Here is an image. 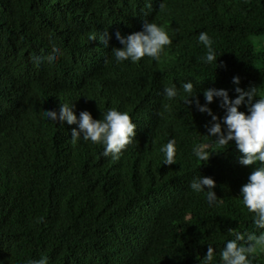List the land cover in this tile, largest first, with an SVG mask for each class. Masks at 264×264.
<instances>
[{"label": "trees", "instance_id": "obj_1", "mask_svg": "<svg viewBox=\"0 0 264 264\" xmlns=\"http://www.w3.org/2000/svg\"><path fill=\"white\" fill-rule=\"evenodd\" d=\"M143 20L165 27L172 45L159 61L117 64L115 33ZM201 31L214 40L217 68L200 59ZM53 43L59 61L37 64ZM237 75L264 93V0H0V264L44 255L48 264H202L209 244L219 262L229 228L258 234L240 195L252 166L234 143L207 136V113L164 95L192 80L201 104L208 87L234 98ZM219 99L209 103L218 117ZM61 103L95 119L126 111L136 136L118 160L105 157L101 145L73 142L76 124L46 118ZM173 137L177 162L163 164L160 148ZM199 143L213 151L206 163L192 154ZM198 175L216 181L215 205L190 189ZM258 248L253 264H264Z\"/></svg>", "mask_w": 264, "mask_h": 264}, {"label": "clouds", "instance_id": "obj_2", "mask_svg": "<svg viewBox=\"0 0 264 264\" xmlns=\"http://www.w3.org/2000/svg\"><path fill=\"white\" fill-rule=\"evenodd\" d=\"M150 6V5H149ZM164 4L161 3V8ZM116 39L122 47H114V59L117 64L124 61L139 63L145 56L159 61L166 46H171L173 37L162 25L156 22L143 20L141 30L122 35L115 33ZM95 33H90L88 39H97ZM99 39L105 43L111 39L105 31ZM197 40L206 48V54L200 59L208 65L215 64L217 68L218 53L214 47V40L207 31L199 32ZM63 55L62 48L53 43V51L46 57L35 56L34 61L39 64L43 60L56 63ZM220 56V55H219ZM232 82L237 93L230 98L229 91L225 88H204L205 103L201 104L195 85L192 80H187L178 88L175 83L164 88V95L168 100L183 96V102L190 106L195 105L201 113H207L211 120L205 125L207 136L213 138L217 146H228L231 143L239 150V162L242 165L252 166L247 181L240 188L243 205L247 212L252 214V222L261 231L242 232L236 228H229L228 232L234 238L226 241L219 251V262L216 260V249L209 244L207 252L203 255L202 264H253L257 245H264V93L258 91L257 86L249 85L247 89L240 86V77L233 76ZM182 88V92L180 91ZM214 97H218L219 105L225 110L224 115L218 117L209 107ZM244 105L247 111H240ZM72 103H61L59 111L46 110L45 116L54 122L67 121L76 124L72 129V140L78 142L81 138L87 142L103 147L102 155L118 160L123 151L133 142L136 136L137 125L133 122L128 112H122L116 107L109 108L103 113V118L95 119L88 110H83L79 116L73 111ZM160 151L164 154L163 164L177 162V148L175 138H170L163 144ZM213 151L209 143H199L192 148V154L203 163L208 162ZM216 181L211 176L198 175L189 184L195 193H206L209 206L218 202L214 188ZM49 257L44 255L39 259H28L26 264H48Z\"/></svg>", "mask_w": 264, "mask_h": 264}, {"label": "rangeland", "instance_id": "obj_3", "mask_svg": "<svg viewBox=\"0 0 264 264\" xmlns=\"http://www.w3.org/2000/svg\"><path fill=\"white\" fill-rule=\"evenodd\" d=\"M255 253H259V248H258V245H257L256 252H255Z\"/></svg>", "mask_w": 264, "mask_h": 264}]
</instances>
